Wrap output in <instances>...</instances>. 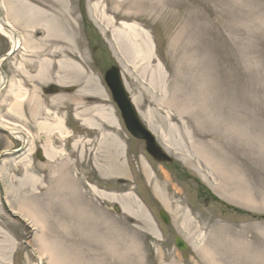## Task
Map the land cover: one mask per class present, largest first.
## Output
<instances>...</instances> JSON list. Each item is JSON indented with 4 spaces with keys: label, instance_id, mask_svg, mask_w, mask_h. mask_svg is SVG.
I'll return each mask as SVG.
<instances>
[{
    "label": "rangeland",
    "instance_id": "374dc122",
    "mask_svg": "<svg viewBox=\"0 0 264 264\" xmlns=\"http://www.w3.org/2000/svg\"><path fill=\"white\" fill-rule=\"evenodd\" d=\"M5 1L8 9L0 0V16L15 20L28 53L20 50L3 62L9 85L0 91V119L3 115L7 122L25 125L31 138L27 148L5 154L4 149H16L20 142L13 146L15 140L0 133V153L5 154L0 161V194L10 204L8 212L0 214V238L9 234L15 248L14 256L9 261L1 257L0 264H34L37 257L42 264H264V0H100L111 18L138 22L152 35L151 62L140 57L132 61L117 49L114 54L105 21L89 15L86 4L91 0L75 2L78 8L73 10L79 24L85 20L88 35L77 44L79 57L74 59L88 69L103 98L87 95L86 78L80 75H54L44 83L34 79L36 56L43 51L38 52L42 31L29 30L32 19L19 0ZM10 48L11 42L0 33V56ZM113 65L122 69L130 94L142 102L137 105L142 119L172 162L154 160L144 142L113 119L119 130L115 133L126 144L125 161L114 139L99 147L97 130L80 122L76 112L82 104L116 107L103 79ZM51 84L76 90L46 94L43 87ZM12 90L27 92L18 113L9 110ZM80 96L78 105L70 99ZM96 112L89 109L87 114ZM43 117L50 123L62 120L69 137L61 139L39 128ZM93 118L106 129L112 126L99 115ZM50 141H55L56 156L48 159L44 154L40 159L38 149ZM186 155L196 162L195 170L182 160ZM63 157L70 158L68 169L85 199L82 204L61 199L56 205L59 220L52 212L54 198L26 189L23 177L30 168L43 179L47 169L51 181ZM206 158L211 166L234 172L236 183L248 188L247 202L223 198L201 178L196 168L202 162L208 167ZM135 196L145 199L150 216ZM120 198L134 205L135 215L115 202ZM116 203L121 213L114 212ZM159 209L170 215L169 225L158 217ZM41 211L51 214L47 218ZM176 236L191 244L188 257L175 247Z\"/></svg>",
    "mask_w": 264,
    "mask_h": 264
},
{
    "label": "bare ground",
    "instance_id": "6f19581e",
    "mask_svg": "<svg viewBox=\"0 0 264 264\" xmlns=\"http://www.w3.org/2000/svg\"><path fill=\"white\" fill-rule=\"evenodd\" d=\"M71 0H36L33 1L31 0V3L29 0H19V5L20 7H24L28 12V16L31 17L32 19V25L29 28V30H38L39 32L42 31L41 33V43L38 42L39 44V51L42 52L38 53L39 57L38 59V66L35 69V75L34 79L38 80L41 83L46 82V80H49L55 76H65V77H71L75 76L77 77L78 75L81 76V78H86V84H88L85 87V93L87 95L92 96V97H100L103 98V91L100 90L99 87L94 85V81L92 76L88 75L87 68L83 65H79L76 62V59L79 56L75 54V50L77 49V44L81 42L82 36L80 29L77 27V18L71 13L72 7V2L70 3ZM98 1H95L93 3H90L89 1L87 2L86 6H88L89 10V15L94 19V17L97 18V20L100 21H105L108 32H111V35L113 36L112 40V48L114 54L117 52L120 53V55H127L132 61H135V59H138L140 57V61H149L151 62L152 57L151 53L153 50V44L150 40L149 34L141 29H139L135 23H127L125 21L115 24L113 18L110 17V14H108L103 6V10L101 12L100 10V3L98 4ZM3 6L8 9V5L5 0H3ZM77 8L76 6H74ZM111 9H114V7H110ZM95 10V12H93ZM100 11V12H99ZM94 13V15L92 14ZM101 13V14H99ZM9 15V12H8ZM88 15V16H89ZM109 15V16H108ZM0 16V33L3 36H6L12 43V49H10L8 52H6L4 55L0 57V62L3 61L5 57H7L8 54L11 52L13 54L19 52H23L25 56H27L28 49L26 47V40L25 37H23L18 29L17 25H15V20L13 19H5ZM95 20V19H94ZM17 22V21H16ZM18 23V22H17ZM6 24L8 25L9 28H6ZM19 24V23H18ZM17 26V27H16ZM26 27V26H24ZM37 32V31H35ZM27 38V37H26ZM45 47L40 48V45ZM72 45L71 46H68ZM28 45V44H27ZM19 49L18 51L15 49ZM117 49V50H116ZM117 52V54H118ZM80 53V51H79ZM10 56V55H9ZM8 56V57H9ZM120 57V56H119ZM119 60V59H118ZM120 61V60H119ZM50 66V67H49ZM57 72V73H55ZM68 74V76H67ZM75 74V75H74ZM9 85V78L6 76L4 70L2 69V66L0 64V91L6 86ZM21 89V87L19 88ZM11 91V90H9ZM13 99L14 103L9 105V110L14 113H18L19 109L21 108L22 104H20L19 101H22L26 95L27 92L26 90L22 91L19 90L18 92H14L12 90ZM84 92V91H82ZM82 93V94H85ZM37 96V95H34ZM70 99H73L75 103L78 105L79 103L82 102L81 96L80 97H70ZM135 103L141 104L142 102L140 100L134 99ZM36 102L34 101V105ZM92 106H88L87 103L82 104L83 107L82 110L76 112V115H79L80 122L83 125H86L88 127H92V129L97 130L98 132V138L96 139L99 147L104 144V142H107L110 140V138L114 139V144L117 145V148L120 151H124L125 146L122 144L121 140L119 139L117 133L112 137L113 133H108L106 132V129L102 124L97 122L93 117L99 115L101 119L106 120L107 122H110L113 127H116L115 124H113V112L111 111L110 108L98 104H91ZM43 106L46 110H51V106H46L43 103ZM39 105H37L36 108H33V111L38 109ZM87 107V108H86ZM96 111V114L89 116L87 112L89 111ZM88 110V111H87ZM85 112V113H83ZM37 114L36 112L31 113ZM23 115L25 118L27 117L26 112H23ZM2 118L0 119V129L7 131V134L10 135L11 137H14L15 141H18L20 143H23L24 145L21 146L19 143L18 147L16 149H6V153H15L17 151H20L23 147L27 148L30 144V136H29V130L25 125L18 124L16 122H7L6 118L4 116H1ZM36 117V116H35ZM18 119V118H17ZM36 119V118H35ZM6 122V123H3ZM37 122V121H36ZM37 126L39 128H42V130H52L51 132H56L58 133V136L61 139H65L66 137H69V135L66 134V128L65 124L63 123L62 120H57L54 123L48 122L47 117L39 118L37 122ZM64 127V130L61 127ZM60 128V129H59ZM112 129V128H111ZM115 129V128H114ZM113 130V129H112ZM118 129H115L117 131ZM119 131V130H118ZM114 132V130H113ZM94 136V137H95ZM92 139H89L87 142V145L91 143ZM36 143V142H35ZM55 141H50L45 148L42 149L43 153L45 154V157L48 159H53L54 156H56L58 150L54 147ZM171 144H169V147ZM76 147V145H74ZM168 146V145H167ZM166 146V147H167ZM173 146V145H172ZM199 148L201 149V145H199ZM30 149V148H29ZM168 149V148H167ZM177 151H181V153L184 152V149H176ZM4 154V155H5ZM120 155H123L120 154ZM41 156V155H40ZM116 157V155L114 156ZM1 159V157H0ZM70 160L69 157H63L61 159V164H57V171L58 174L53 176L51 181V173L49 170L46 169V174L44 178L42 177L38 178L32 171L30 172V168L25 169L24 177L26 184L28 185L26 187L29 189L35 188L36 191L39 190L40 195H48L47 199L51 200L54 198V203H53V208L52 212H54L57 217L59 216L58 214V209H57V204L60 203L61 199H63V202H69V201H77L78 203L82 204L83 199H85V193L82 192L78 193L77 192V186H81L80 182L78 181L77 177L71 176L70 171L68 169V161ZM182 160L185 162V164L189 165L195 170V161L189 156H182ZM209 159L206 158L205 162H209ZM199 163V161L197 162ZM210 163V162H209ZM70 164V163H69ZM203 162L200 163V166L196 168L198 170V174L201 176V178L208 183L212 188L216 190L222 196L223 198L227 197L231 200H236L240 201L243 200L244 202L248 200V188L245 185L239 186L236 181H235V174L231 170H223L220 165H213L210 163L208 167H205L204 164L202 166ZM146 170V175L150 179V175L148 172H150L148 166L145 165ZM205 172H204V171ZM219 182L217 184L215 181ZM213 181V182H212ZM43 184V186H41ZM36 186L39 188L37 189ZM94 190L99 191L96 187L93 186ZM154 190L157 193L158 197H160L162 194L159 190L158 185H154ZM80 192V191H79ZM71 199V200H70ZM115 202H118L120 206L123 208L124 211L128 212L130 215H135V212L131 208V203L128 200H124L122 198L120 199H115ZM164 202L165 199H162ZM40 204V203H39ZM7 207L10 208V204L8 201H6ZM134 206V205H132ZM180 208V207H179ZM181 209V208H180ZM45 217L48 218L47 215L51 213L43 212L41 211ZM116 212V211H114ZM117 213V212H116ZM140 213H143V210L140 208ZM31 214V212H29ZM137 215V214H136ZM59 218V217H58ZM57 219H55L56 221ZM60 220V218H59ZM2 228L0 227V233L3 234L1 231ZM73 230L68 231L70 234ZM62 232V231H61ZM5 234V233H4ZM240 235V234H238ZM240 237V236H239ZM5 248V249H4ZM0 258L2 257L5 260H10V257L13 254L14 251V243L13 240L11 239V236L8 234L5 235L4 237L0 238ZM45 251V250H42ZM38 263L36 264H42V259L38 258ZM76 264H81L80 262Z\"/></svg>",
    "mask_w": 264,
    "mask_h": 264
},
{
    "label": "water",
    "instance_id": "95a60500",
    "mask_svg": "<svg viewBox=\"0 0 264 264\" xmlns=\"http://www.w3.org/2000/svg\"><path fill=\"white\" fill-rule=\"evenodd\" d=\"M107 79L111 85L116 101L119 103L121 109L123 110V116L125 118L128 129L137 137L145 138L147 141V149L149 152L160 160H168V156L162 151L161 147L156 143L154 136L148 132L141 122L139 121L136 110L133 107V104L122 84L120 72L116 67L111 68L107 72ZM52 90L57 91H70L73 87L70 88H61L58 86H52ZM118 210L117 207H115ZM166 222L169 221L168 216L162 212L161 213ZM178 247L181 249H187L188 246L180 239H176Z\"/></svg>",
    "mask_w": 264,
    "mask_h": 264
}]
</instances>
